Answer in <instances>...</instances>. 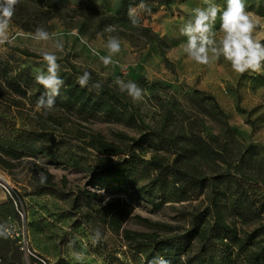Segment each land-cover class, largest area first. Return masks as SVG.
<instances>
[{"label":"rangeland","instance_id":"1","mask_svg":"<svg viewBox=\"0 0 264 264\" xmlns=\"http://www.w3.org/2000/svg\"><path fill=\"white\" fill-rule=\"evenodd\" d=\"M67 1L73 7L91 6L113 15L118 2ZM214 2L221 8L227 6V0ZM244 2L255 23L254 38L264 42V0ZM197 7H206L204 0H173L171 5L154 14L141 13L140 24L151 30L149 37L120 27H113L111 33L105 32V28L100 33L93 28L79 33L75 28L53 22L49 31L52 39L45 42L34 40L33 33L24 32L11 22L9 40L0 44V64L35 79L36 73L46 72L43 59L24 57L15 50L40 56L43 52H53L58 57L60 77L65 82L63 87L77 83L78 76L72 74L69 66L92 72L98 80L119 92L114 83L117 78L137 83L144 94L142 100L133 104L143 123L152 129H163L176 139L177 147L168 152L158 151V156L169 161L186 158L190 164L200 167L180 149L186 148L191 134L199 136L221 152L227 162H218V168L203 167L204 172H240L245 189L264 204V73H236L223 56L212 59L208 65L190 59L183 51L187 38L181 34V28ZM214 31L218 41L222 37L219 16ZM109 35L120 39L121 51L113 56V64L105 66L99 57L108 55L105 44ZM57 39L63 43V51L56 50ZM31 93L28 89L27 94ZM209 97L222 113L214 108ZM40 129L71 138L77 144L78 154L98 169L122 156L101 157L86 146L90 137L100 135L106 142L121 148L126 142L118 138L119 134L139 137L136 130L99 117L82 120L62 112L45 115L44 110L38 111L27 100L7 91L0 81V133L14 136L20 130ZM139 152L135 149L136 154ZM150 154L145 152L143 157L147 159ZM8 162L7 170L0 168V223L12 230L9 240L16 249H10L8 258L17 264H81L73 255L76 251L85 253L82 264H132L122 235L124 231L166 235L163 229L137 218L172 227L187 226L178 211L199 204L196 201L191 205H164L154 210L134 187L116 188L107 185L108 179L103 182L94 174L52 165L40 157L22 155ZM44 171L52 176L51 192L36 190L35 179L39 180L38 174ZM1 185L8 187L10 195ZM87 193L97 199H87ZM9 203L12 211L7 207ZM114 203L127 204L133 209L132 215L121 222L118 232L108 224L113 214L109 208ZM227 220L239 233L251 234L255 242L264 238L260 229L264 226V215L251 225ZM95 228H100L106 237L97 245L91 241ZM69 240H74L73 247H68Z\"/></svg>","mask_w":264,"mask_h":264},{"label":"trees","instance_id":"2","mask_svg":"<svg viewBox=\"0 0 264 264\" xmlns=\"http://www.w3.org/2000/svg\"><path fill=\"white\" fill-rule=\"evenodd\" d=\"M139 2L118 0L116 14L113 15L91 6L73 7L67 0H20L11 22L28 33H34L38 26L49 32L52 23L58 22L77 29L79 33L91 28L100 33L111 25L149 37L152 36L149 28L141 24L133 26L127 16L129 7ZM144 2L151 8V14H154L160 8L171 5L173 0ZM15 51L24 57L42 58L24 50ZM69 67L72 74L77 76L88 71ZM90 73L92 80L88 87L81 88L78 83H69L63 87L49 113H68L82 120L99 117L105 122L136 130L138 138L118 135L122 142H126L124 148L106 142L100 135L90 137L86 143L89 149L101 157H122L98 169L78 154L77 144L71 138L57 136L45 129L20 130L14 136L0 133V168L7 170L8 161L22 155L40 157L52 165L94 174L103 182L108 179L107 185H115L116 188L134 187L136 193L145 198L154 210L164 205H191L199 202L195 207L178 211L187 226L172 227L137 218L149 226L163 229L166 235L124 231L122 235L127 242L132 264H151L156 256H163L170 264H264V238L255 242L251 234L239 233L227 220L229 218L240 225H251L259 222L264 215V204L257 202L248 193L239 176L240 172L212 170L211 174H206L203 167L218 168V162L227 164L225 156L201 137L192 134L186 148L180 149L189 159H195L200 167L190 164L186 158L169 161L164 156H158V151L168 152L177 147L175 137L163 129H152L145 125L127 94L114 90ZM0 81L7 91L27 100L32 107H36L37 100L46 91L35 79L4 64H0ZM97 81L102 83L101 90H90L91 84ZM28 89L32 92L29 95ZM207 99L222 113L213 98ZM135 149L140 152L136 154ZM145 152L151 153L147 159L143 157ZM43 173L47 177L43 184L33 176L36 190L51 192L54 187L52 176L47 171ZM138 183L143 185L137 187ZM85 197L97 199V196L90 193ZM7 207L12 211L11 203ZM109 210L113 214L108 224L114 232L119 231L121 222L129 218L133 211L131 206L120 203L112 204ZM260 229L264 232V226ZM11 248L16 249L14 242L9 238H0V264H17L8 258Z\"/></svg>","mask_w":264,"mask_h":264},{"label":"clouds","instance_id":"3","mask_svg":"<svg viewBox=\"0 0 264 264\" xmlns=\"http://www.w3.org/2000/svg\"><path fill=\"white\" fill-rule=\"evenodd\" d=\"M20 0H0V44L9 40V28L12 18L16 11V6ZM206 7H197L192 10L193 16L181 28V34L187 40L183 44V51L187 56L201 65H208L212 59H219L221 56L230 62L231 68L236 73L244 75L252 72L257 74L264 73V42L254 38L253 32L255 23L251 14L246 10L244 0H227L226 8H221L214 0H204ZM141 13L151 14V8L144 0L134 6L129 7L128 17L133 26H139ZM219 16L220 32L222 37L217 41L214 31L215 22ZM105 32L114 31L113 26H106ZM32 38L36 41H49L52 35L44 28L38 26ZM63 43L57 39L55 48L63 51ZM105 47L108 55L100 56V61L105 65L113 64V56L121 51L120 39L109 35ZM211 53V56H210ZM43 62L46 64V72L36 73L35 80L46 90L36 102L37 110H44V114L53 110L56 97L60 95V90L64 85V80L60 77V65L58 57L53 52L42 53ZM92 80L91 73L83 72L77 77V83L81 88L89 86ZM115 85L122 93H126L133 102L143 99L144 90L135 82L117 78ZM102 83L97 81L91 84L90 90L99 92ZM40 183L46 182L47 177L43 172L39 174ZM107 202V201H105ZM12 230L7 224L0 223V238H10ZM106 237L100 228L92 229L91 241L93 245L102 242ZM74 246V240H69L68 247ZM75 259L81 264L85 258L83 251L73 253ZM151 264H170V261L163 256H156Z\"/></svg>","mask_w":264,"mask_h":264},{"label":"built area","instance_id":"4","mask_svg":"<svg viewBox=\"0 0 264 264\" xmlns=\"http://www.w3.org/2000/svg\"><path fill=\"white\" fill-rule=\"evenodd\" d=\"M1 187L8 193V195H10V191H9L8 187H6L4 185H1Z\"/></svg>","mask_w":264,"mask_h":264}]
</instances>
